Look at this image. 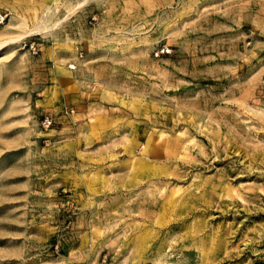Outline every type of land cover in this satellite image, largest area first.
<instances>
[{
  "label": "rangeland",
  "instance_id": "rangeland-1",
  "mask_svg": "<svg viewBox=\"0 0 264 264\" xmlns=\"http://www.w3.org/2000/svg\"><path fill=\"white\" fill-rule=\"evenodd\" d=\"M4 14L0 264H264V0Z\"/></svg>",
  "mask_w": 264,
  "mask_h": 264
},
{
  "label": "built area",
  "instance_id": "built-area-1",
  "mask_svg": "<svg viewBox=\"0 0 264 264\" xmlns=\"http://www.w3.org/2000/svg\"><path fill=\"white\" fill-rule=\"evenodd\" d=\"M5 17H6L5 14L3 16H0V23L3 22ZM31 52H32V54H36V50L33 47H31ZM73 68H74V66H70V69H73ZM42 123H43L44 126H49L51 122H50V120L47 117H45L43 119Z\"/></svg>",
  "mask_w": 264,
  "mask_h": 264
}]
</instances>
